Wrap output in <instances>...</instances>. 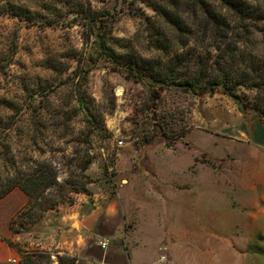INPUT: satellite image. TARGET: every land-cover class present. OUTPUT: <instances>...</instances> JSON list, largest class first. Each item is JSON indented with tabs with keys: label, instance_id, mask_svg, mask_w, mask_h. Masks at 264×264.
<instances>
[{
	"label": "rangeland",
	"instance_id": "obj_1",
	"mask_svg": "<svg viewBox=\"0 0 264 264\" xmlns=\"http://www.w3.org/2000/svg\"><path fill=\"white\" fill-rule=\"evenodd\" d=\"M155 2L160 0H0V112L14 114L19 155L32 152V158L57 166L58 181L65 184L57 205L86 193L66 182L83 178L80 167L88 154L93 161L84 172L85 187L112 194L128 181L155 182L157 169L188 166L200 180L209 172L212 181H232L241 163L251 161L247 150L221 131L233 106L239 107L221 88L197 93L168 89L156 98L144 80L110 57L108 48L122 62L134 55L160 58L159 51L148 49V38L159 24L151 6ZM252 22L257 31L248 50L256 45L264 54V21ZM173 49L185 50L178 45ZM238 93L245 102L264 97L245 87ZM8 102L14 109H4ZM57 187L53 199L61 194ZM150 198L143 200L148 207L155 202ZM205 203L201 220L187 216V209L180 211L195 228L197 247L210 240L204 220H217L221 213L213 201ZM170 207L178 209L173 203ZM28 208L29 201L12 219L13 232L23 236L18 244H27L28 225L42 217L39 207ZM229 239L236 246L235 238ZM260 245L264 248V238ZM28 250L21 248V258Z\"/></svg>",
	"mask_w": 264,
	"mask_h": 264
},
{
	"label": "crops",
	"instance_id": "obj_2",
	"mask_svg": "<svg viewBox=\"0 0 264 264\" xmlns=\"http://www.w3.org/2000/svg\"><path fill=\"white\" fill-rule=\"evenodd\" d=\"M227 117L222 133L251 158L237 167L235 180L212 181L209 172L200 180L196 170L186 166L157 169L155 182L128 181L113 194L98 189L77 193L74 201L49 208L28 225L27 247L18 244L23 236L11 228L13 217L29 201L17 187L0 199V264H17L10 259L20 260L21 248L49 251L53 264H59L58 255L63 254L75 257L76 264H264V118L237 105ZM150 196L155 202L148 207L143 200ZM207 200L221 213L217 220H204L210 240L197 247L195 228L180 211L187 209V216L201 220L200 208ZM229 238H235L236 246ZM102 239L108 240L106 248L99 244ZM213 241L218 246H212ZM163 244L168 247L165 261L160 260Z\"/></svg>",
	"mask_w": 264,
	"mask_h": 264
},
{
	"label": "trees",
	"instance_id": "obj_3",
	"mask_svg": "<svg viewBox=\"0 0 264 264\" xmlns=\"http://www.w3.org/2000/svg\"><path fill=\"white\" fill-rule=\"evenodd\" d=\"M151 6L159 24L155 36L148 38V49L159 51L160 58L134 55L129 62H122L108 48L115 62L144 80L156 92V98L168 89L197 93L200 88L210 92L221 88L243 111L253 110L264 118V97L245 102L238 93L239 87H245L264 94V54L257 52L256 45L248 50L251 35L257 31L252 21H264V0H160ZM153 26L156 28V24ZM190 41L193 46H189ZM175 45L185 50H175ZM4 107L15 106L8 102ZM15 123L14 114L0 112V199L19 187L29 196L28 209L39 207L40 217L63 200L65 184L58 181L59 170L52 160L32 158V152L30 156L17 153ZM92 161L93 156L88 154L80 167L84 179H88L84 172ZM83 178L66 182V186L91 193ZM57 185L61 194L53 199ZM11 228L17 232L15 220L11 221ZM58 258L59 264H76L75 257ZM52 262L50 252L28 250L23 252L19 264Z\"/></svg>",
	"mask_w": 264,
	"mask_h": 264
},
{
	"label": "built area",
	"instance_id": "obj_4",
	"mask_svg": "<svg viewBox=\"0 0 264 264\" xmlns=\"http://www.w3.org/2000/svg\"><path fill=\"white\" fill-rule=\"evenodd\" d=\"M99 244L101 245V247L106 248L108 245V240L107 239H102L99 240ZM159 251H160V260L161 261H165L168 258V247L167 245L163 244L159 246ZM10 261H12L13 263H19V260L16 258H11Z\"/></svg>",
	"mask_w": 264,
	"mask_h": 264
}]
</instances>
